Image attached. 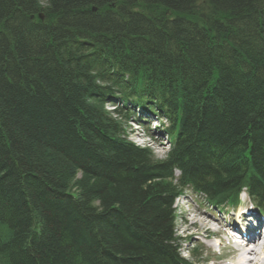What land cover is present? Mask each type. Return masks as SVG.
I'll list each match as a JSON object with an SVG mask.
<instances>
[{"label":"trees","instance_id":"trees-1","mask_svg":"<svg viewBox=\"0 0 264 264\" xmlns=\"http://www.w3.org/2000/svg\"><path fill=\"white\" fill-rule=\"evenodd\" d=\"M39 1L0 0L15 50L1 35L0 264H188L174 235L181 187L237 201L236 165L264 164V0H141L161 27L134 13L140 0H43L52 29L25 21ZM87 31L121 58L126 41L141 45L168 87L156 96L172 124L166 160L114 138L120 125L94 103L115 82L95 84L108 70L74 46Z\"/></svg>","mask_w":264,"mask_h":264},{"label":"bare ground","instance_id":"bare-ground-1","mask_svg":"<svg viewBox=\"0 0 264 264\" xmlns=\"http://www.w3.org/2000/svg\"><path fill=\"white\" fill-rule=\"evenodd\" d=\"M47 6L48 4H46L45 7ZM132 7L134 9V13H139L140 16L143 15L142 17L144 19L153 22L156 26L161 27L162 15L159 10L153 11L154 8L147 9L146 4H144V2H142L141 0L139 2V5L138 4L136 5L135 3L134 6ZM93 11L95 10L93 9ZM180 19L184 20L182 18ZM25 21L28 22L29 25H31L32 27L52 29L55 24L56 17H54L52 13H49V11L46 12L45 8L42 7L37 12L32 11L25 18ZM25 27L27 29H30L27 26ZM85 34L90 36L88 38L85 37V39L81 37L76 38V36L74 37L75 38L74 46H76L77 50L84 52L83 57L88 61L93 62L96 65V67L103 70H109L108 73L109 77L114 75L112 70L116 72L117 75L115 81H113L112 79H108L103 75H102V79H103L102 81L99 82L95 81L96 82L95 84L103 85L105 87L111 86L115 82L114 85L116 86L115 87L116 90L112 91V93H101L98 97L100 100L97 99L96 102L94 103V105L97 108H100L102 110L103 115L105 117L110 118L111 120L115 121L120 125V127H118L117 131L115 132L114 138H116V140L118 141H121V138H123L126 135L127 124L131 121L139 119L140 117L142 118V120L139 122L140 125H143L147 120H151L149 122H155L156 121V119H154L155 117L158 118L162 117L165 119L166 122L157 123L156 125L158 126V124H160V128L162 129L166 128L167 130L168 127L171 129L172 128L171 119L166 115V112H163V110L161 109L162 106H159L158 103H160V98L155 96V95L164 96L165 93L168 92L166 91V88L168 87L166 86V84H164L163 86L157 83L158 76L154 73V69H153L154 66L152 62L146 61L147 56L143 55V50L141 45H139L136 42L130 43V40L126 41L124 48L127 50L129 55L128 57L121 58L119 53H117L116 51L118 47L117 44L115 46L116 49L114 48L111 50L110 48V51L103 53L104 47L101 46V44L97 46L96 44L95 45L93 44L94 37L96 38L99 33L97 34L96 32L87 31V33ZM1 35L6 37L5 38L6 40H4L5 44L7 45V47H10V49L13 48L12 52H14L15 50L14 47H12V43L10 39H7L9 35H7V33L2 34V31H0V36ZM104 43L108 46L107 42ZM109 45L111 46V44ZM145 79H147V81L151 80L153 83L152 87L156 90L153 94L151 93L152 96L149 94L148 90L146 89L142 90L140 87H138V86L141 87L145 86L144 83ZM169 79L168 82L173 87L175 83L171 77H169ZM123 87H125L124 90L122 89ZM107 105H111V107L113 108L111 112L106 110L105 107ZM254 170L256 172H254ZM235 173H238L237 177H240V179L238 180V187H241V189L249 188L251 187L250 186L251 184L253 187H256L262 184L260 182L259 184L258 182L255 183V181L258 180L256 176L258 175L264 176V164L254 168L250 163L244 164V162H241L240 164L236 165ZM210 177L211 176H207L208 180L211 179ZM222 177L225 178V175H223ZM173 178H174V170L171 180H173ZM257 191L262 192L263 190L257 188ZM178 199L180 200V197H178ZM260 199L262 200L258 201V203L260 205H264V197L263 198L260 197ZM207 225H208V221L201 220L197 215H195L192 224L187 226L186 231L193 230L194 231L193 236H196V238L209 239L211 235H210V230L207 229ZM248 247L249 246L239 247L240 250H238V252L241 254L239 255L240 257L238 259L239 263L264 264V258L258 259L259 251H261V255H264V244L261 245L259 251L256 249V244H252L250 246L251 248ZM252 255H254L253 258H251Z\"/></svg>","mask_w":264,"mask_h":264},{"label":"rangeland","instance_id":"rangeland-1","mask_svg":"<svg viewBox=\"0 0 264 264\" xmlns=\"http://www.w3.org/2000/svg\"><path fill=\"white\" fill-rule=\"evenodd\" d=\"M47 4L46 1H43V0H40L39 1V6L42 8H47L45 7ZM154 5L155 7L158 6V4H152ZM156 8H159V7H156ZM94 10H96L94 8ZM157 10H160V9H155L154 11H157ZM162 11L160 10V13ZM203 12H207V11H203ZM167 14H170L169 12H167ZM95 44V43H94ZM103 53H106L105 52V49L103 50ZM112 72L114 73V75H112L110 77V79H112L113 81H115L117 75H116V72H114L112 70ZM108 73H109V70H108ZM109 75V74H108ZM111 84V83H110ZM156 91V90H155ZM154 93V92H153ZM157 96V95H155ZM168 94H165L164 97H167ZM90 101V100H89ZM174 105V104H173ZM179 107V106H178ZM106 110L107 111H110L113 109L111 107V105H107L106 107ZM38 112V111H37ZM40 112V111H39ZM159 123H165V120H158ZM51 126L54 127L53 124H55L52 119L49 121ZM52 122V123H51ZM152 125V124H150ZM160 124H158L159 126ZM157 126V125H156ZM138 126H136L135 124H130L129 123L127 124V128H126V134L128 135V140L136 143V144H140L142 147H147L149 149H151V151L153 152V155L155 156V158L157 159H164L168 150H169V143L166 141L165 138H158L157 136L154 138L159 140L157 142H150L148 143L147 139L145 137H143V135H147V132L142 128L140 127V130H138ZM80 174H77L76 178H80ZM190 202V200H182V202L178 201V203L176 202L175 203V210H176V216H177V221H176V234L177 236H179L180 238L182 239H187V238H191L192 241H194V246H197L198 242L197 239H194L192 237H196V236H193V230H188L186 231V228L187 226H189L191 224V215H193L194 213H196V210L192 207V204L190 202V204L188 203ZM201 220H206L208 221V225H207V229L210 227H212L213 225L215 226L216 223L214 222H211L209 220H207L206 218H199ZM210 223V224H209ZM62 223H60L61 225ZM190 228V227H189ZM191 229V228H190ZM206 241H202L201 240V244L203 245V252H204V257H207L208 259H213V257L211 256V254L207 251V246L205 245ZM207 244V243H206ZM192 247L189 245V244H186V242L183 243V249H182V252L181 254L186 257L187 259L193 261V262H198L199 264L201 263V258L200 256L198 255V258L197 260H193L192 257H190L189 255H187V250L188 249H191ZM200 254V253H199ZM196 263V264H198ZM203 264V263H202Z\"/></svg>","mask_w":264,"mask_h":264}]
</instances>
